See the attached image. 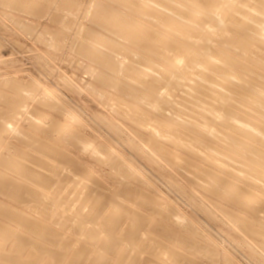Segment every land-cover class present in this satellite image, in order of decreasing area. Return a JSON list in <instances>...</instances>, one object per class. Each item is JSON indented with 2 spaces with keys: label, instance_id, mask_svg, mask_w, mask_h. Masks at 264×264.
Returning <instances> with one entry per match:
<instances>
[{
  "label": "rangeland",
  "instance_id": "rangeland-1",
  "mask_svg": "<svg viewBox=\"0 0 264 264\" xmlns=\"http://www.w3.org/2000/svg\"><path fill=\"white\" fill-rule=\"evenodd\" d=\"M62 1L63 0H53V1L38 0L39 11L37 14L33 12H28L23 9L21 10L20 7L18 8L12 7L8 4H4L3 2H0V80H2L0 81V90L3 88L9 89V87L6 88L7 86L4 85L5 81H3V79L9 78L14 82H17L21 86L22 93L24 95L23 100L25 99L24 101L22 100L23 102H21L23 110H21V113L18 115V117H15L13 115L6 116V121L3 124L4 126L3 131L0 132V158H3L2 156H4V158H9L11 157L10 155L19 152L20 150H22V148H25L26 144L23 138H25V136L28 135L31 137V139L38 141L42 146L49 145V147H54L58 150L63 151L70 160L75 162L76 165L75 164L73 165H75L76 168H74V166L72 165L74 171H72L73 169H70L69 171L68 168L67 169L65 168L68 167V165L65 162H64L65 164L62 162L59 163L58 160H56L53 157H50V155L48 156L46 154L45 156V153L42 154L39 153V151L33 149L32 151L38 154L40 157L42 158L44 157L46 162L50 161L51 163L56 164V166L59 165L62 168L60 169L58 166L59 171L63 170L64 168V170L61 171V173L64 175V179H65L64 181H67V179L70 178L69 181L68 182L62 181L63 179L61 178H63V175L61 173H60L61 176H59V173L56 174V176L53 178L54 183L52 182V184L49 186V187L52 186L51 187L52 189L48 190V187L46 188L44 186L41 187L44 188L46 192L42 194L43 197L36 195L37 192H35L34 190L32 191V189L30 188L27 187H25L26 189L23 188L24 186L22 187L23 189L20 190L19 196L17 198L12 197L13 195L11 192L8 193V191H4L6 193H3L0 191V203L2 204L5 203L10 205L15 210L20 212V215L23 214L27 215L29 218L41 222V224L43 223L44 225H52L53 227H57V225H59L60 220L66 221V219L68 220L69 217H73L72 215L67 214L70 211L68 207L66 208V206L68 205H70V207H73L72 205L78 206L77 204H79L78 202L80 201L77 198V196L80 197L81 195H83L85 196V198L87 197L89 198L91 195H93L91 197L92 199L89 198L90 200L88 198L85 199L83 196H81L82 199L84 198L86 204H87L86 202L87 200L89 203L95 200L96 195L93 194L94 192L87 193V191H85L86 188L82 190L83 189L82 185L84 183H87V181L92 182L91 180H94L100 184L102 183V186L106 188V190L108 189L107 190L109 192V193L107 192L108 194L115 191L116 197L118 196L121 198L128 191H130V193L131 190L133 191V195L131 196L132 200L129 198L130 199L129 201L128 197H125L123 199V203L125 204L126 202L124 201L128 200L127 205L120 204L117 207L119 211L117 214H119V220H120L119 222L121 225L119 227H118L119 224L115 226L117 227V231L116 229L114 231H116L117 236L120 231L121 232L123 231L120 230L121 227L125 228L124 225L125 224L127 225L129 223L126 222L128 220L130 221L129 219L130 217H128V215L125 214L126 212H124V210L130 207L134 208L135 210L139 209L140 212L142 211V214L145 215L143 216L144 219H146L145 217H147L146 219V221L148 222L147 225L145 226L146 221L144 220L145 222L143 223L144 226H142L141 228V229H145L146 235L143 230L144 234L140 233L143 234V236L142 235L140 236V234H138L139 236L137 235V238L139 242L143 240V242H141L143 243L142 246L146 245L147 242L145 243V241H148L149 243L147 244V246L143 247V253H142L143 256L137 260L138 262L136 263L138 264H141L140 262L146 264H171L169 263L170 259L173 264H190L191 258H194L192 259V262H194L193 264L195 263L204 264V262L205 264H224L226 258L233 260L236 264H264L263 261L264 251L261 250V248L258 245L257 247L256 246L257 243H255V241H253V239L250 238L247 234L245 235V233L242 232L241 230V227L244 226L245 221H243L242 223L241 222L238 223L239 226H237L235 224H232V222H230L232 220H229V218L227 220L226 219L227 216L224 215L222 212H220L219 211L220 209L217 210L218 208L217 206L213 209V207L215 206L214 202L217 203V201L218 202L220 200L222 201V197L219 194L216 195L215 192L210 193V191L206 189L207 185H209L211 181V178H209L206 175L205 176L199 175V173L197 172L200 171V169L195 168L194 165L189 166V164H186L185 166L181 161L178 160L175 161L173 160L172 162V160H169L167 156L165 157L159 151H155L153 148L155 147L156 144L152 143V141H150L149 138L146 137L144 139L139 138L137 134L138 127L136 126V124H134L135 126H133L131 123H129V121H127L126 123L125 120L127 119H124V116L122 115V113L130 114V115L133 114V111L128 105V101L131 102L130 99L132 98L133 100L134 99L139 100L140 103L142 102L141 103L142 105L148 106L151 109L154 108L153 111L156 114H160V112H163L166 116L169 117V120L171 121L174 120L176 116H177V121H179V119H182L184 115L186 116L187 114H183L182 117V114L178 112L175 113L174 109L176 110V108L172 104L168 106L165 105L161 108H155L150 102V100L147 98V96L144 94H140L136 92L132 93L130 90H125V89L119 90L109 85L100 83L98 79L100 76L99 63L94 58V55L86 48H84V44L81 42V39L83 38L81 37L83 36V34H85V31L88 29L91 30L93 33L95 32L94 34L96 37L97 47L102 49L103 53L107 54L112 52L111 44L113 42L119 43L116 40L117 39L120 40L122 38V35H120L122 32H120V30L118 29L117 31L116 29L106 30L104 26H101L91 20L92 17L91 15L94 11L91 9V6L93 2L95 4L96 1L71 0L70 4L72 5L70 4L65 5L63 6V9L62 7H60L62 5ZM231 1L233 0H224V2L221 3V6H219L221 9L216 11L218 17H221L222 15L225 14L224 6H227L231 8L234 13H236L234 14L233 19L230 21V24H228V27L231 29V34L229 36H226L225 38L222 37L225 42L224 45L226 46V48L233 47L234 46L233 37L236 35H240L244 32V29L242 28L243 22H241L240 17L245 18L246 14L242 16L241 12L235 11L236 8L238 7L245 8V6H248L246 5L248 0H244L241 3L236 2L235 5L229 6ZM107 2H109V0ZM116 2L119 1L115 0L113 3L116 6L120 5L121 8H119L120 6H117L118 7L117 8L114 5L115 8L122 9L123 11H124L123 8L125 9L128 8V6L126 8L125 5H122L123 2L121 3V1L119 3ZM152 3H158L159 5L162 6L164 0H152ZM218 3H219L218 0H211L210 2V4H218ZM255 4L258 6V10H259V8L261 7V1L260 0L255 1ZM214 6L215 5H209V7H214ZM65 7H68L67 10L65 9ZM183 7L186 8V10L188 9L187 6H183ZM92 8H94V6ZM128 9L131 10L133 8L131 9L128 8ZM122 10L120 11L123 13ZM129 10H126V13L129 14L128 12ZM260 11L261 9L258 12ZM131 12L129 14V17L130 15H132L133 17L134 14V18H135L136 13L137 15H140V13L138 14V12H135L134 9ZM260 17L263 18L262 22L264 24L263 12L260 13ZM147 18L150 22L153 20L152 15H150V17ZM182 18L188 21V19H190V15L183 14ZM212 24L208 20H205L204 18L203 20H201V29L199 30V32H202L200 34L203 35L208 30H212L214 36L213 37L214 43L218 45V43H220L218 40L221 37V33L219 30L220 28L215 26L214 22H212ZM162 25L164 28H169L167 22H162ZM262 32H264V30ZM87 33L84 36L86 38H87ZM263 40H264V34H263ZM198 43L199 41H196L193 44L197 45ZM129 45L130 47L133 48L132 50L124 45V48H122V50L120 49V51L118 52L119 54L118 56H120L119 58L124 59L123 61L124 65L127 66L133 61H135L138 66L139 75L144 76L146 72L149 73L146 76L147 81L152 82V80L156 78L162 80V82L159 83V85L156 87V91L158 94L166 93L168 95L167 98L170 100L174 98L180 99V97H182L180 95H183V97H186L185 105H187V113H188L187 116L191 115V113L196 112L195 110L196 105H194L193 102H191L192 98L190 99V97H194V96H192L191 93L190 94L188 93L187 87L185 86L178 88L176 87L173 88L172 90L167 89L175 82V79L173 78L171 79L169 77V74L165 73L163 69L169 64H171L173 61L168 58H165L163 61L162 60L159 61L156 58L157 56L155 55L154 51L150 50V48L147 46L139 47L136 44H132V45L129 44ZM242 53L244 54L245 52L242 51ZM184 62L185 59H182L181 64L183 65ZM215 62L217 66L216 68L211 69L210 71L211 74L227 76V78L230 77L232 79H235L236 73L232 69L226 66L223 57H221L220 55H215ZM246 67L241 68L239 70L241 75H245V73L247 72ZM186 69L187 66L184 65L183 70ZM191 70L194 71L195 69L192 68ZM187 79L189 81L190 80L194 81L192 80L191 77L188 78L187 76L181 78L182 81L189 82ZM207 82L210 83V81ZM232 86L236 87L237 84L235 83ZM184 88H186L187 90ZM12 91L13 90L11 89L8 92L11 93ZM208 92H210V90H208ZM203 98L206 99L204 100L202 99L203 100L202 102L208 103L209 105L210 97L208 98L209 101L206 95H203ZM120 101L123 103H121ZM119 102L121 103L122 106L120 105ZM213 102L216 104L219 103V105L221 106L224 103L222 102L221 97L215 98ZM124 103L127 104L126 107L125 105L123 106ZM0 106H1L0 108H2L3 106L1 101H0ZM8 108L9 107H7L6 109ZM184 110H186V108ZM120 115L123 118L120 117ZM179 116L181 117L178 119ZM152 118L153 117H151V119ZM151 119L148 122H143L139 120V122L141 123V127L147 132L150 131L151 136L154 137V135L155 136L157 135L158 137L156 138L161 139L162 137L159 134L161 131L159 129L161 128L162 122L157 119H152V120ZM177 121L175 120L174 122ZM207 121L209 122L205 124V127L207 126L206 129L208 130V133L205 130L203 131L205 132L203 133L205 137L206 135L209 134V132L213 133V131H216L218 127L217 125L218 121L215 122V120L213 119H209ZM34 122L41 124L37 125ZM5 126L7 127V129L5 128ZM238 126H244L247 131L253 132V129L251 127V121L246 120V118L244 117L241 116L239 117L238 121L235 124V127ZM172 129L173 130L171 129L170 130L174 131L175 133L172 132L169 134V136L172 137L173 135H175L174 138H177L176 137L177 133L175 131L176 129L175 130L174 128ZM169 131H167V133H169ZM153 132L156 134H154ZM76 133L77 134L80 133V134L76 136L77 135ZM252 135L253 134H251L250 136ZM223 140L224 142H226L227 145H229L230 143L229 139L223 138ZM174 143L175 142L170 143L172 146H170L169 144L168 146L170 148L171 147L178 148L179 152L182 155H187L186 151L184 152V150H181L180 144L177 145L175 143L176 144L175 146ZM28 148L29 147L27 145V148L25 149ZM200 149L201 152L204 151V154L202 153V155L209 154V152H207L209 151V149L206 146L205 148H200ZM152 150H154L157 153H155L154 151L152 152ZM109 153L110 155H112V158L114 157L115 160L117 158L119 162L124 161L123 163L121 162L120 163L123 165L122 167L125 170H120L119 167H116V165L118 166L119 162H115L116 163L115 164L109 162L110 160L109 161L107 160L108 161L107 162L106 159H103L105 156H108ZM62 164L64 165V167L61 166ZM77 166L80 168H78ZM3 167L4 168H1L2 172H5L7 176L9 175L8 173L11 174L12 171L9 169V165L8 167L7 165ZM83 167L87 168L86 171L88 173V177L86 176V174H84L86 172L82 173L84 171ZM230 167L233 170L237 171L240 175H247L245 171H243L241 163L239 161L237 162L230 160ZM65 169L67 170L68 174L65 172ZM8 170H10L11 172ZM44 171L45 170L43 168L34 170L32 172V175L34 176L35 179L42 180L44 178ZM201 171H202V167H201ZM74 172H76L77 175ZM130 172L132 176L129 175ZM70 174L74 175L73 178L72 176L71 177L68 176L69 178L67 177L66 179V176ZM16 175L19 176V174ZM84 175L85 178H83ZM57 176L60 177L59 180H58L59 177ZM127 176L128 177L130 176L131 178L130 177L128 178ZM55 179H57V181H55ZM77 179L79 183L76 181ZM257 180L259 181V179ZM60 181L66 183L67 185L61 183ZM55 182H56V187L54 185ZM59 182L63 185V187L67 186L66 189L65 188L62 189L61 188L62 186ZM259 182L264 184V181H259ZM36 183H34V185H36ZM59 184L61 187H59ZM198 185H202L201 187L203 189L200 188V186ZM57 187L60 188L59 190L57 189L58 192L60 191L59 193L57 192L58 196L55 192ZM70 189L73 191H70ZM53 190L55 192V195ZM61 190L62 192H64L63 194ZM81 190L83 193L80 192ZM142 191H144L143 193H146V191H149L147 193H150L148 194V198H151L150 202L147 203L148 208L151 205L152 206L150 208L156 205L155 208L160 209L161 206L159 205V203L156 202V200H158L161 203H163L164 201L165 205L167 204L168 208L162 206L161 210L162 209L165 210V212H167L166 213L167 215L169 214L170 216L172 215L173 218L172 220L174 221L168 219L165 213L164 214L166 215V217L159 216L157 213L155 214V211L153 209H150L149 212L148 208L147 209L146 207L144 208V206H142L143 205L142 201H144V198H142L140 194V192ZM206 191L208 192L209 196H206L208 195ZM66 192L68 193L67 196H66ZM44 194L47 196H45ZM215 195L217 196V198ZM44 196L47 197L48 199L45 200ZM210 196L216 198V199L214 198L212 199V201H214L212 202L213 204H211L208 200H206L208 198L211 199L212 197ZM38 197L39 199H41V201L39 199L37 200ZM58 197H59V201H56ZM61 197H64L63 198L64 200H66V198L68 200L73 197L71 199L73 201L68 200V202L70 201L72 202V203L71 202L68 203L65 202ZM49 198H52L50 199L51 207L50 206L47 207V205L50 204V201L49 203L46 202L49 200ZM218 198H220V200ZM60 200H63L65 203L63 201H61L62 202L61 203ZM152 200H155L154 201L155 204L153 203ZM201 200L204 204L201 202ZM38 201H40V203ZM54 201L56 202V204ZM37 202L38 205H42V208L44 207L42 210L45 212L43 211L41 212L40 210L37 209L38 207ZM57 202L58 203L60 202L58 206H57ZM260 202L261 204H263L264 199H261ZM233 204L235 205L233 201L226 203L227 206H229L230 208L232 207L234 209L237 206L234 207ZM33 205H35L36 208ZM101 207L102 209L104 208V210L100 209L99 212L101 214L98 213V216H96L98 218L99 217L102 218V219L97 218L98 221L103 220L104 217L107 216V214L112 209H114L111 203L110 205L109 203L108 205L104 204ZM47 208L51 210L49 211L47 210ZM53 208L55 211L52 210ZM64 208H66V210L62 211ZM84 208H85L84 210H86L88 207L85 206ZM108 208L111 209L109 210ZM164 208H166L167 211ZM82 210H80L79 217L81 215L85 217L86 215V212ZM105 210L108 212L107 214L106 213L103 214L104 212H106ZM120 212L122 213L124 212L123 214L125 216H123L122 213ZM144 212H146V214ZM102 214L105 216H102ZM120 214L123 217H121ZM126 215L128 218L126 217ZM82 216L80 217V219L82 218ZM5 217L0 215V221L4 220L2 221L3 223H8L13 233L10 231L12 234L11 233L8 234L7 236L8 239L6 238H4L6 240H4L3 238L1 239L2 243L5 246L4 248L5 250H8V246L10 245L11 241L13 242L15 240L16 236L18 237V235L19 236L21 235L20 237H23L25 234L24 238L27 240L28 244H26V248L28 250L26 248L24 249V251L26 252L23 253L22 255L23 257L25 254H28L27 252L30 249L33 248V244L31 242L35 241L33 240V238H36L40 240V242L43 239L44 241H42V243H44L45 246L46 245L48 247L55 246L54 248H56L57 246V248L60 249V251L62 250L61 252L63 254H60V260L57 261L55 264H75L77 260L78 261L81 260L79 264H107V262L108 264H115V262L119 261L118 260L119 257L117 256L120 254V251L122 249V247L119 248L121 245H119L118 248L117 247L115 248L116 250L114 251V254L112 253L114 257L111 256V253H109L110 255L107 253L106 255L108 256L103 254L104 255L103 256L101 254L103 251L107 252L110 249H112L113 251L114 248L107 247V244H105V242L104 245L102 241L103 240L102 236L101 237L98 236V238L96 239V236L95 238H93L91 237V234L88 233L89 237L86 238L88 235L85 233H87L86 231L88 225L87 224L84 225L85 221L82 219L80 220L79 217L78 218L75 217V219L69 218V221L70 219L71 221L67 223L69 224L72 223V226L70 225L71 228L68 231V233L70 234L67 233L68 228L64 229L66 236L68 235L67 238H69V240L64 241L65 245L63 243L53 244L55 240L51 239L53 241L52 242L49 241V239H47L46 237H40L35 233L31 232L25 226H20L21 222L19 220L13 221L11 218L9 219ZM72 219L75 221L73 222ZM76 219H79L80 222L84 221V223L82 222L83 225L82 223L77 224L78 227L82 225V227L79 228V232L77 230L78 227H76L77 226L76 221H78ZM15 221H17V223ZM177 221H180L181 223L183 222V225L185 227L181 228L183 225L179 224L180 222ZM148 224L149 227L152 228L153 226V228H155V229L152 228V230L155 231L157 229L159 230V232L156 231L151 233L152 231L149 230L150 229L149 227H147ZM67 225L66 227L69 226ZM189 228L190 229L193 228V229L190 230ZM141 229L140 231L142 232ZM178 229L180 231H176ZM148 230L150 231L151 234L149 233ZM17 231H19V233ZM140 231H137V233ZM175 231L178 232L179 234L175 233ZM194 231L197 232L195 233ZM20 232L23 234H21ZM76 232L82 234L77 235ZM17 233L18 235H16ZM174 233L175 235H173ZM120 234L121 233H119V235ZM153 234L156 235L154 236ZM27 235L29 236V242H28V238L26 237ZM69 235L74 237H76L75 235H77V238H80L85 242L91 239L90 241H88L87 244H90L91 241L95 242V244L91 242L90 245L86 246L87 248L86 247L84 248L85 253L82 258V256H80L79 254H74L75 249L77 248H75L76 246L75 244H73L72 247L71 241L73 239L69 237ZM30 236L31 237L34 236V237L31 239ZM80 236L82 237L86 236V237L82 238ZM140 237H142V240H140ZM155 237L159 238V240L162 241V243L170 242L171 245L177 247L175 249L176 251H182L183 256L180 258V260L178 261L177 259L175 260L172 257L170 258L166 257L167 255L169 256L168 253L161 252L158 246L155 247L152 246L155 245L152 244L154 243L153 241H156ZM149 240H153V241L150 242ZM96 241L98 243H96ZM100 241L102 242L103 246L101 244L99 245ZM121 243L123 244V242ZM66 245H68V248ZM250 245H254L253 248H251ZM77 246H80L79 243L77 244ZM206 247H208L209 249L208 248L206 249ZM255 247L256 249L259 248L260 250H253L255 249ZM64 248H66L65 250L68 249L66 254L64 252ZM104 248L106 250H104ZM155 248L156 250H154ZM117 249L119 252H116ZM127 251L128 253H131L130 250ZM213 251L215 252V254L218 253L217 254L218 256H216L213 253ZM259 251L261 252L263 251L262 252L263 254ZM17 253L20 254L19 252ZM64 254L65 256L63 259ZM210 255L211 256L214 255L213 258ZM43 257L44 259L46 258L47 260H50L51 258L46 253L44 256L42 255V257H40L41 259L39 258L41 261L40 260L38 261L37 257L32 258L30 256V259L36 258L37 260L35 259V263L38 261L39 262L38 264L48 263L49 261L47 262L45 260H42ZM109 257H111L110 258L111 261H109ZM27 258L29 259V256ZM68 258L69 259L73 258L75 262H71V260H69ZM207 260L209 263L207 262ZM1 262L2 259H0V264H3ZM122 264H127V263H122Z\"/></svg>",
  "mask_w": 264,
  "mask_h": 264
},
{
  "label": "bare ground",
  "instance_id": "bare-ground-1",
  "mask_svg": "<svg viewBox=\"0 0 264 264\" xmlns=\"http://www.w3.org/2000/svg\"><path fill=\"white\" fill-rule=\"evenodd\" d=\"M47 1H53V0H47ZM94 1H96L95 4L93 2L94 5L92 4V6H91V9L94 10L92 15L90 13V15L92 16L91 20L93 22L101 25V26H104L106 28V30H108V29L109 30L116 29V31H117V29L120 30V32H122L120 35H122V38H123V39L121 38L122 40L121 39L120 40L115 39L119 43L113 42L111 44L112 52L105 54V53H103V50L98 48L96 45V37L94 34L95 32L93 33L91 30L88 29V30H86L88 32L87 33L84 30L85 34L87 33V38L84 37L85 34H83V36L81 37V38H83V39H81V42L84 44V48H86L88 51H90L94 55V58L99 63L100 76L98 79H99L100 83L109 85V86L116 88V89H119V90L125 89V90H130L132 93L136 92V93L144 94L147 96V98L150 100V102L152 103V105L155 108H161L165 105L168 106V105L172 104L176 108V110L173 108L175 113L178 112V113L182 114V117H183V114L188 115L187 105H185L186 97H183V95H180V96H182V97H180V99L174 98V99L170 100L167 98L168 95L166 93L158 94L156 91V87L159 85V83L162 82V80H160L159 78H156V79L152 80V82L147 81L146 76L149 73L146 72L144 76L139 75L138 74V71H139L138 66H137V63L135 61H133L132 63H130L127 66L124 65V63H123L124 59L119 58L120 56H118L119 55L118 52L120 51V49L122 50V48H124V45L132 50L133 48L130 47L129 44H131V45L136 44L139 47L140 46L141 47H145V46L149 47L150 50L154 51L155 55L157 56L156 58L159 61L160 60L163 61L165 58L171 59L173 61L171 64H169L168 66H166L163 69V71L165 73L169 74V77L171 79L172 78L175 79V82L167 88L168 90L169 89L172 90L173 88H176V87L178 88V87H184L185 86L188 88V93L189 94L191 93V95L194 96V97H190V99L192 98L191 102H193V104L196 105V108H195L196 112L191 113V115H189V116L184 115V117L182 119H179L181 117V116H179L178 117L179 121H177L176 115H174V116H176V118L171 121V120H169V117L166 116L163 112H160V114H156L153 111L154 108L151 109L148 106L142 105L141 104L142 102L140 103L139 100H136V99L133 100V98H132V99H130L131 102H129L128 100L127 101H128V105L130 106L131 110L133 111V114L130 115V114H125V113L121 112L122 115L124 116V119H127V120H125L126 123H127V121H129V123H131L133 126H135L134 124H136V126L138 127V133L137 134H138L139 138H142V139H144L145 137L149 138L150 141H152V143L156 144L155 147L153 148L155 151H159L165 157L167 156V158H169V160H172V162H173V160L174 161L178 160V161H181L183 163V165H185V166H186V164H189V166L194 165L195 168L200 169V171L197 172V173H199V175H203V176L206 175L209 178H211V181H210L209 185H207L206 189H208L210 191V193L215 192L216 195L219 194L222 197V201L220 200V198H218V199L221 202L217 201V203H215L214 201H212L213 198L214 199L217 198L216 195H215L216 198L213 196H210L212 198L211 199L208 198L206 200H208L211 204H213L212 202H214L215 206L213 205L214 206L213 209L217 206L218 207L217 210L220 209L219 211L227 216V217L225 216L227 220H228V218H229V220H232V221H230V222H232V224L239 226L238 223H240V222L242 223L243 221H245L244 226L241 227L242 232H244L245 235L247 234L250 238H252L253 241H255V243H257L256 246L258 245L261 248V250L264 251V203L261 204V202H260L261 199H264V184L259 182V181H264V40H263L264 32H262L264 30V24L262 22L263 18L260 17V13H262V12L264 13V0H260L261 1V7L259 8V10L261 9L260 12H258L259 11L258 6L255 4V1H257V0H248L246 5H248L249 7L245 6V8H239V7L236 8L235 11L241 12L242 16L244 14H246L245 18L240 17L241 22H243L242 28L244 29V32L240 35H236L233 37L234 46L230 47V48H228V47L226 48V46L224 45L225 42H224L223 38H225L226 36H229L231 34V29L228 27V24H230V21L233 19L234 14H236V13H234L231 8L224 6L225 14L222 15L221 17H218V15L216 14V11L221 9L219 6H221V3H223L224 0H218L219 1L218 4H210L211 0H164V3L162 6L159 5L158 3H152V0H116L119 2L121 1V3L123 2L122 5H125L126 8L128 6V8H130V9L133 8L135 10V12H138V14L140 13V15H137V13H136L135 18H134V14H133V17H132V15H130V17H129V14L131 11H133V9H131V10H129L128 8L125 9V8H123V6H122V8L124 9V11L122 9H117L118 8L117 6H120V5L116 6L113 3L115 0H109V2H107L108 0H94ZM243 1L244 0H233V1H231L229 6L235 5L236 2L241 3ZM0 2H3L4 4H8L12 7H16V8L20 7L21 10L23 9V10H26L28 12H33L35 14H37L39 11L38 0H0ZM70 2H71V0H63L62 5L60 7H62V9H63V6L70 4ZM119 2H116V3H119ZM70 5H72V4H70ZM114 5L117 8H115ZM209 5H215V6L209 7ZM93 6H94V8H92ZM183 6H187L188 9L186 10V8H184ZM68 7H65V9L67 10ZM119 8H121V6ZM120 10H122L123 13ZM126 10H129L128 11L129 14L126 13ZM124 12H125V14H124ZM183 14L190 15V19H188V21L184 20L182 18ZM150 15L153 16V20L151 22L147 18V17H150ZM204 18H205V20H208L211 24H212V22H214L215 26L220 28L219 30L221 33V37L218 40L220 42V43H218V45H216V43H214V38H213L214 36H213L212 30H208L203 35L200 34V33H202V32H199V30L201 29V20H203ZM162 22H167L169 28H164L162 25ZM196 41H199V43L197 45L193 44ZM242 51H244L245 53L243 54ZM215 55H220L221 57L224 58L226 66L228 68L232 69L236 73L235 79H232L230 77L227 78V76L213 75L210 73L211 69H214L217 66V64L215 62ZM182 59H185V62L183 65L181 64ZM184 65L187 66L186 70H183ZM244 67H246L247 72L245 73V75H241L239 70L241 68H244ZM192 68L195 70L194 71L191 70ZM193 74H195V75H193ZM186 76L188 78L191 77L192 80H194V81H191V80L189 81L188 79L187 80L190 83L182 81L181 78L186 77ZM0 81H2V80H0ZM3 81H5V84L4 83L3 84L7 86L6 88L9 87V89H4L3 85H2L3 89L0 90V101L3 104L2 108H0V132L3 131V128H4L3 124L6 121V116L13 115L15 117H18V115L21 113V110H23L21 102H23L25 100V99L23 100L24 95L22 93V88L17 82H14L13 80H11L9 78L3 79ZM207 81H210V83ZM235 83L237 84V86L233 87L232 85ZM10 88L13 90L12 91L13 93L8 92L9 90H11ZM184 89H186V88H184ZM208 90H210V92H212V93L208 92ZM191 95H189V96H191ZM203 95H206L207 99L210 97V101L208 99L209 105H208V103L202 102L204 99H206V98H203ZM220 97L222 98V102H224L222 106L219 105V103L216 104L213 102L215 100V98H220ZM208 101H206V102H208ZM121 103H123V102H121ZM121 103H120V105H121ZM173 103H175V104H173ZM188 103H189V101H188ZM5 105H7V106H5ZM124 105L126 107L127 104L124 103L123 106ZM7 107H9V108L6 109ZM171 108H172V106H171ZM185 108H186V110H184ZM151 112L154 114H152ZM240 116L246 118V120L251 121V127L253 129V132L247 131L244 126L235 127V124L238 121ZM120 117H122V116L120 115ZM151 117H153L152 119H157V120H160L162 122L161 128L159 129L161 131L159 133L162 137L161 139L156 138V137H158L157 135L156 136L154 135V137L151 136L150 131L147 132L146 130H144L141 127V123L139 122V120H141L143 122H148V121H150ZM209 119H213V120H215V122L218 121V124H217L218 127H217L216 131H213V133L209 132V134L206 135V137H205L203 134L205 132H203V131L205 130L208 133V130L206 129L207 126L205 127V124L209 122V121H207ZM175 120L177 122H174ZM34 123L37 125L41 124V123L38 124L37 122H34ZM5 128L7 129L6 126H5ZM172 128H174V130L176 129L175 130L177 133L176 137L178 139L174 138L175 135H173L172 137L169 136L170 133H172V132L175 133L174 131H171V130H173ZM214 130H215V128H214ZM167 131H169V133H167ZM153 133H152V135H153ZM79 134H77L76 136H78ZM154 134H156V133H154ZM251 134H253V135L250 136ZM223 138L230 140L229 145H227L226 142H224ZM23 139H24L25 144H26L25 148H27V145H28V147H29L28 149L22 148V150H20L19 152L10 155L11 157H9V158H4V156H2L3 158H0V165H1V167H0V191L3 193H6L4 191H8V193L11 192L13 195L12 197L17 198L19 196L20 190L27 187V188L32 189V191L34 190L35 192H37L36 195L43 197L42 194L46 193V192H45L44 188H41V187L42 186H44L45 188L48 187V190L52 189L51 188L52 186L51 187H49V186L52 184V182L54 180L53 178L58 173H59V176H61L60 173H61V171L64 170V168H63V170L59 171V169H58L59 165L56 166V164L51 163L50 161H48L50 163L46 162L44 157L43 158L40 157L38 154H36L32 150L35 149V150L39 151V153H42V154L45 153V156H46V154L48 156L50 155V157H53L56 160H58L59 163L65 162L68 165V167H65V168L66 169L68 168L69 171H70V169H73V166H74V168H76V166H75L76 164H75V162L70 160L67 157V155L61 150H58L54 147H49V145L42 146L38 141L31 139V137L28 135H26L25 138H23ZM173 142H175L177 145L180 144L181 150H184V152L186 151L187 155H182L179 152L178 148H173V147L170 148L168 146V144L170 146H172L170 143H173ZM176 144H175V146H176ZM181 145H182V147H181ZM205 146L209 149V151H207V152H209V154L202 155V153L204 154V151L201 152L200 148H205ZM176 149H178V150H176ZM154 150H152V152ZM155 153H157V152H155ZM103 159H106V161L110 160L109 162H111V163L119 162V160L117 158H116V160L114 159V157L112 158V155H110V153L108 156H105ZM230 160L237 161V162L239 161L241 163L243 171H245V173L247 175H240L237 171L233 170L230 167ZM120 162L118 163V166L116 165V167H119L120 170H125L122 167L123 165L121 164L124 161L121 163ZM73 164H75V165H73ZM6 165H7V167L9 165V169L12 171L11 172L10 170H8L11 172V174L8 173L9 174L8 176H7V174H5V172H2V170H1V168H4L3 166H6ZM61 166L64 167L63 164ZM200 166L202 167V171H201ZM187 167H188V165H187ZM41 168H43L45 170L44 171V178L42 180H37L32 175V172L34 170H38ZM59 168L62 169L60 166H59ZM78 168H80V167H78ZM66 169H65V172L67 173ZM83 169H84V171L82 173L86 172L84 174H86V176L88 177V173L86 171L87 168L83 167ZM72 171H74V169ZM74 173H76V172H74ZM16 174H19V176H17ZM76 175H77V173H76ZM129 175L132 176L131 172ZM59 176H57V177H59ZM68 176H70V177L72 176V178H73L74 175H71V174L67 175L66 179ZM83 178H85V175L83 176ZM59 179H60V177L58 178V180ZM61 179H63L62 181L65 180L64 175H63V178H61ZM69 179H67V181H64V182H68ZM257 179H259V181ZM55 181H57V179H55ZM62 181H60V182L64 183ZM76 181L78 182V179ZM91 181L92 182L87 181V183H84L82 185L83 186L82 190H84L86 188L85 191H87V193L88 192H94L93 194L96 195L95 200H93L91 203H89L87 200L86 201L87 204H86L84 201L85 196L81 195L84 197L82 199L81 196L79 197L76 195L80 201V202H78L79 204H77L78 206H74L72 204L71 205L73 207H70V205L66 206V208L68 207V209L70 211V212H68V210H67V212H68L67 214H70L73 216V217H69V218H73V219H75V217L78 218L80 215L79 214L80 210H82V208L84 210L85 209L84 207L87 206L88 208L86 210H84L86 212L85 217H83L81 215L82 216L81 219L85 221V223H84V221H82L84 223V225L85 224L88 225L87 231H86L87 233H85L88 236L87 237L84 236V237L88 238L89 234H91V237H93V238H95V236H96V239L98 238V236H100V237L102 236L103 237V240H102L103 244L105 242V244H107V247L114 248L113 251H112V249H110L107 252L103 251L102 253L100 252L101 251L100 250L99 252L102 255L103 254L106 255L107 253L108 254L111 253V256H113L112 253L114 254V251L116 250L115 248L116 247L118 248V246L121 245L119 248L122 247V249L120 251V254L117 256V257H119L118 258L119 261L115 262V264H122V263L135 264L136 262H138L137 260L143 256L142 255L143 247L147 246V244L149 243L148 241L144 240L145 243L146 242L147 243H146V245L142 246V244H143V243H141V242H143L142 237H140V240H142L140 242L137 238V235L140 233H143V230L145 232V229H141V228H142V226H144L143 223H145L144 220L146 221L147 217H145L146 219H144L143 216H145V215L142 214V211L140 212L139 209L135 210L134 208L130 207V208L124 210V212H126L125 214H127L128 217H130L129 218L130 221L128 220L126 222V223L129 222V223L127 225L126 224L124 225L125 228L121 227L120 230H123V231L122 232L120 231L119 233H121V234L119 235V233H118V236H117V234H116L117 227H115V226L118 224H119L118 227L121 226L120 222H119L120 221L119 220V214H117L119 212L117 207L120 204L127 205L128 200L124 201V202H126L124 204L123 199L125 197H128V199L129 198L131 199V196L133 195V191L131 190V193H130V191H128L123 197L120 198L118 196L116 197L115 191L108 194L109 193L107 191L108 189L106 190V188H104L102 186V183L100 184L94 180H91ZM34 183H36V185H34ZM60 184H59V187L62 186L61 187L62 189H64V188L66 189L67 186L63 187V185L61 184V186H60ZM64 184H66V183H64ZM54 185L56 187V182ZM130 185H131V183H130ZM198 186H200V188H202L201 187L202 185H198ZM57 189L59 190L60 188L57 187L56 191H55L57 196H58V193L60 191L58 192ZM54 190H53V192H54ZM82 190L80 191L81 193H83ZM70 191H73V190L70 189ZM144 191L140 192L142 198H144V201H142L143 205L141 204L142 202L140 204L142 206H144V208L146 207V209H147L148 208L147 203L150 202L151 198H148V194H150V193H147V192H149V191H146L147 194L143 193ZM55 192H54V195H55ZM61 192H62V190H61ZM67 192H66V196L69 193V192L68 193ZM51 193H52V190H51ZM63 193L64 192H62V194ZM207 194H208V192H207ZM10 196H11V194H10ZM45 196H47V195H45ZM45 196H44V198H45V200H47L48 198ZM92 196L93 195H91L89 198L92 199L91 198ZM206 196H209V194ZM150 197H151V195H150ZM52 198H54V197H52ZM52 198H49V200L46 202L49 203L50 199H52ZM61 198L63 199L64 197H61ZM72 198H70L68 200H71ZM77 198H76V200H77ZM87 198H85V199H87ZM38 199H39V197L37 198V200ZM55 199H53V200H55ZM130 199H129V201H130ZM39 200L41 201V199H39ZM63 200H60V202ZM68 200L66 198V200H64V201L68 202ZM40 201H38V202L40 203ZM56 201H59V197ZM71 201H73V200H71ZM152 201L155 204V202H154L155 200H152ZM231 201H233L235 203V205L233 204V206L234 207L237 206L236 207L237 209L236 208L233 209L232 207L230 208L229 206L226 205L227 202H231ZM38 202H37V205H38ZM70 202H68V203H70ZM156 202L159 203V205L161 207L163 206V207L168 208L167 204L165 205L164 201H163V203H161L158 200H156ZM201 202H202V200H201ZM203 202H204V199H203ZM59 203L57 202V206ZM108 203H109V205L111 203V205L113 206L114 209H112L109 213L107 212L108 210L106 209L107 211L105 210L106 212H104L103 214L108 213L107 216L102 214V216H105L104 219L101 221L100 220L98 221L99 218L100 219H102V218L101 217L98 218L96 216H98V213H100L99 212L100 209L104 210V208L102 209L101 206H103L104 204L108 205ZM46 204H45V206H46ZM55 204H56V202H55ZM205 204H206V202H205ZM50 205H51V201H50V204L47 205V207H49ZM228 205H230V204H228ZM33 206L36 208L35 205H33ZM151 206H149V208H148L149 212H150V209H153L155 211V214L157 213L159 216H165L166 217L167 212H165V210H163V209L161 210V207H160V209H158V208L156 209L155 208L156 205H154V207L150 208ZM63 207H65V206H63ZM43 208H42V205H38V207H37V209L40 210L41 212L43 211L42 210ZM66 208H64L62 211H65ZM164 209H166V208H164ZM47 210H49V209L47 208ZM52 210H54V208ZM166 211H167V209H166ZM43 212H45V211H43ZM52 212H50V213H52ZM54 213H56V212H54ZM120 213H122V212H120ZM123 213H122V215L125 216ZM144 213L146 214V212H144ZM168 213H169V211H168ZM214 214H215V212H214ZM0 215L4 216V217L6 216L9 219L11 218L13 221L19 220L21 222L20 226H25L31 232L35 233L36 235H38L40 237H46L47 239H49V241H52L51 239L57 241V242L52 241L53 244L54 243L55 244L56 243H58V244L63 243L64 244L65 243L64 241L69 240V238H67L68 235L66 236V233L64 230V229L68 228L67 229V233H68L69 229L71 228L70 225L72 226V223L71 224L67 223V222L71 221V219L69 221V218H68V220L66 219L68 216L65 218L66 221L60 220L61 222L59 221V225H57V227H53L52 225H44L43 223L41 224V222L33 220L32 218H29L27 215H24V214L20 215V212H18L13 207H11L10 205L5 204V203L4 204L0 203ZM122 215H121V217H123ZM127 215H126V217H127ZM80 217H79V219H80ZM167 218L170 220L173 219L172 215L170 216V214L167 215ZM79 219H76L79 221V222L76 221V225L78 223H80V224L82 223V222H80L81 219L80 220ZM2 221H4V220H2ZM2 221H0V259H2L1 263H3V264H38L39 263L38 261L41 259L40 257H42V255L44 256L46 253L49 255V257H51L50 260H47L46 258L44 259V257L42 260H45L47 262L48 261L51 262V263L48 262L49 264H52V263L55 264L57 261L60 260V254H63L61 252L62 250L60 251V249H58L57 246H56V248H54L55 246L52 247L51 245H50L51 247H48L47 245L45 246V244L42 243V241H44L43 239L40 242V240L33 238L34 236L33 237L30 236L31 239L33 238V240H35V241L32 240L33 242H31L33 244V248H32L33 251H32V249H30L31 248L30 247L29 248L30 250L27 252L28 254H25L23 257L22 256L23 253L26 252V251H24V249L26 248V244H28V243H27V240L24 238L25 234H24V236L22 235L23 237H20L21 235L20 236L18 235L19 231H17L18 233L16 234V235H18V237L16 236L15 240L13 242L11 241L10 245L8 244L9 245L8 250H5V248H4L5 246L2 243L1 239L2 238L8 239L7 236L12 231H11L10 225L8 223H3ZM74 221L75 220H73V222ZM172 221H174V220H172ZM15 222L17 223V221H15ZM177 222H180V221H177ZM177 222H176V224H177ZM64 223H67L69 226L67 224H64ZM83 223H82V225H83ZM147 223L148 222L146 221L145 226L147 225ZM179 224L183 225V222L182 223L180 222ZM226 224H228V223H226ZM66 225L68 227H66ZM82 225H80V227H82ZM76 227H78V225ZM80 227H78V229H77L78 232H79ZM147 227H149V224ZM183 227H185V226L183 225L181 228H183ZM83 228H82V230H83ZM85 228H86V226H85ZM149 228L148 229L152 231L151 233L156 232V231L159 232V230H157V229L155 231L152 230L153 226H152V228L151 227H149ZM115 229H116V231H114ZM140 229L142 230V232L140 231ZM153 229H155V228H153ZM191 229H193V228H191ZM137 231H140V232L137 233ZM176 231H180V230L178 229ZM176 231H175V233H178ZM80 232H81V230H80ZM82 233H83V231H82ZM149 233H150V231H149ZM175 233L173 235H175ZM21 234H23V233H21ZM45 234H46V236H45ZM68 234H70V233H68ZM76 234L81 235L80 233H77V232H76ZM143 234H140V236L141 235L143 236ZM148 234H147V237H148ZM13 235H15V234H13ZM77 235H75L76 237L69 235V237H71L73 239L71 241L72 247H73V244H75L76 246L75 245L74 246H75V248H77V249H75L74 254H79L83 258V255L85 253L84 248L86 246L90 245L91 242L93 244H95V242L91 241L90 244H87L88 241H90L91 239H89L87 242H85L84 240L77 238ZM92 235H94V236H92ZM145 235H146V232H145ZM82 236H80V237H82ZM157 236H158V233H157ZM201 236H203V235H201ZM26 237L28 238V242H29V236L27 235ZM84 237H82V238H84ZM6 239H4V240H6ZM31 239H30V241H31ZM146 239H149V238H146ZM155 239H156V241H153V240H149V241L150 242L153 241L154 243H152V244H155V245H152V246H154V247L158 246L160 248L159 250H161V252L168 253L169 256L167 255L166 257H169V258L172 257L175 260L177 259L179 261L180 258L183 256L182 251H176L175 249L177 247L174 245H171L170 242L169 243L168 242L162 243V241H160L159 238L155 237ZM184 241H185V239H184ZM100 242H99V245L101 244L103 246L102 242L101 243ZM121 242H123V244ZM78 243L80 246H77ZM96 243H98V242L96 241ZM32 244H31V246H32ZM93 244H92V246H93ZM254 245H250V247L253 248ZM29 246H30V244H29ZM66 246L68 248V245H66ZM97 247H98V245H97ZM207 248L208 247H206V249ZM65 249L66 248H64V252L66 254L68 249L67 250H65ZM69 249H70V247H69ZM93 249H94V247H93ZM98 249H100V248H98ZM97 250H96V252H97ZM104 250H106V249L104 248ZM127 250H130L131 253H128ZM154 250H156V248ZM253 250H260V249L259 248L256 249V247H255V249H253ZM109 251H112V252H109ZM15 252H16V254H15ZM17 252H19L20 254H18ZM116 252H119L118 249ZM259 252H261V251H259ZM213 253L215 254L214 251H213ZM65 254L63 255V259H64ZM217 254H215V255L218 256ZM28 256H29V259L27 258ZM30 256L32 258L37 257L38 261L35 263L36 258L30 259ZM38 256H40V257H38ZM106 256H108V255H106ZM213 256H211V257L213 258ZM117 257H116V260H117ZM47 258H48V256H47ZM110 258L111 257H109V261H111ZM192 259H194V258H191L190 264L194 263V262H192ZM69 260H71V262H75L73 260V258L72 259L70 258ZM45 261H44V263H45ZM263 261H264V259H263ZM80 262H81V260L76 261L77 264H79ZM207 262H208V260H207ZM48 263H46V264H48ZM140 263L146 264L143 262H140ZM169 263L173 264L171 262V259H170ZM107 264H108V262H107ZM136 264H138V263H136ZM195 264H198V263H195ZM204 264H205V262H204ZM224 264H236V263L233 260L226 258Z\"/></svg>",
  "mask_w": 264,
  "mask_h": 264
}]
</instances>
